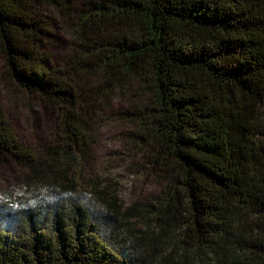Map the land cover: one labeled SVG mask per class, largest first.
<instances>
[{
    "label": "trees",
    "instance_id": "trees-1",
    "mask_svg": "<svg viewBox=\"0 0 264 264\" xmlns=\"http://www.w3.org/2000/svg\"><path fill=\"white\" fill-rule=\"evenodd\" d=\"M50 12L72 37L60 59ZM0 62L57 114L32 153L0 85V150L29 167L0 264H135L114 236L153 245L138 264H264V0H0ZM117 94L126 150L161 184L127 211L74 172Z\"/></svg>",
    "mask_w": 264,
    "mask_h": 264
},
{
    "label": "rangeland",
    "instance_id": "rangeland-1",
    "mask_svg": "<svg viewBox=\"0 0 264 264\" xmlns=\"http://www.w3.org/2000/svg\"><path fill=\"white\" fill-rule=\"evenodd\" d=\"M49 14L53 26L48 42L49 50L60 59L69 55L72 37L67 21L55 13ZM7 71V66L0 62L1 99L7 117L21 146L40 154L51 141L57 114L39 93L14 82ZM115 97L108 113L98 121L94 140L86 157L75 166L74 172L79 178L80 188L90 183L88 189H91V179L98 180L102 186H109L110 191L117 193L118 203L127 211L136 202L148 201L147 199L157 195L161 184L156 175L147 174L140 169L138 159L129 156L125 146L128 130L117 119V115L127 109L128 98L121 94ZM28 173L29 167L22 159L8 150H0V226L8 231L17 232L15 219L22 208L15 196L17 199L22 198L20 196L25 192L24 183ZM97 210L99 209L94 212L95 216L103 220L100 210ZM45 221L47 222V218L42 223H46ZM131 223H135V229L145 228L139 218L133 217ZM109 240L135 264L142 262L151 251L155 252L153 245L148 246L146 251L127 245L119 237H109Z\"/></svg>",
    "mask_w": 264,
    "mask_h": 264
}]
</instances>
